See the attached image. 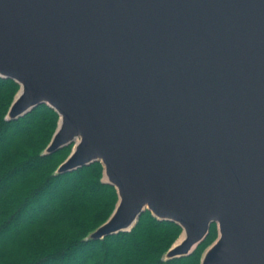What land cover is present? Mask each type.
Returning <instances> with one entry per match:
<instances>
[{
	"label": "water",
	"instance_id": "water-1",
	"mask_svg": "<svg viewBox=\"0 0 264 264\" xmlns=\"http://www.w3.org/2000/svg\"><path fill=\"white\" fill-rule=\"evenodd\" d=\"M6 113L45 104L56 174L93 162L116 192L86 239L148 211L181 228L164 260L264 264V0H0Z\"/></svg>",
	"mask_w": 264,
	"mask_h": 264
},
{
	"label": "trees",
	"instance_id": "trees-1",
	"mask_svg": "<svg viewBox=\"0 0 264 264\" xmlns=\"http://www.w3.org/2000/svg\"><path fill=\"white\" fill-rule=\"evenodd\" d=\"M17 90L0 77V264H200L215 224L191 254L171 260L163 256L181 228L148 211L130 231L86 239L114 209L115 189L103 181L99 162L55 173L70 151L43 153L58 115L41 104L7 120Z\"/></svg>",
	"mask_w": 264,
	"mask_h": 264
},
{
	"label": "rangeland",
	"instance_id": "rangeland-1",
	"mask_svg": "<svg viewBox=\"0 0 264 264\" xmlns=\"http://www.w3.org/2000/svg\"><path fill=\"white\" fill-rule=\"evenodd\" d=\"M215 227H216V225H215ZM216 236H217V229H216ZM215 238H216V237H215ZM215 238H214V239H215ZM127 253H128V252H127ZM128 255H129V254H128ZM125 260H127L126 257H125Z\"/></svg>",
	"mask_w": 264,
	"mask_h": 264
}]
</instances>
